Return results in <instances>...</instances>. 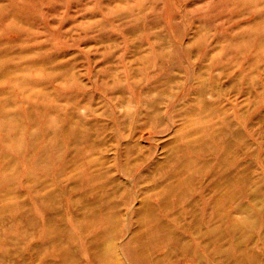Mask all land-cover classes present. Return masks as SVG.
Here are the masks:
<instances>
[{"label":"rangeland","instance_id":"374dc122","mask_svg":"<svg viewBox=\"0 0 264 264\" xmlns=\"http://www.w3.org/2000/svg\"><path fill=\"white\" fill-rule=\"evenodd\" d=\"M248 263L264 0H0V264Z\"/></svg>","mask_w":264,"mask_h":264},{"label":"bare ground","instance_id":"6f19581e","mask_svg":"<svg viewBox=\"0 0 264 264\" xmlns=\"http://www.w3.org/2000/svg\"><path fill=\"white\" fill-rule=\"evenodd\" d=\"M228 153H229V152H228ZM245 180H246V179H245ZM109 220H110V224H111V225H112V223L114 224V222H115V215H113V216H109ZM151 220H152V221H155V220H157V219H155V217L152 216V217H151ZM111 225H110V226H111ZM108 229H109V228H108ZM108 229H107V230H108ZM109 230H110V229H109ZM154 231H155V229H153V231H152L153 234H154ZM146 232H147V231H146ZM146 234H147V233H146ZM146 240H147V239H146ZM232 252H233V250H232ZM242 254H243V253H242ZM232 255H233V254H232ZM239 256H240V254H239ZM230 257H231V256H230ZM230 257H229V258H230ZM236 259H237V258H236ZM238 259H239V258H238ZM233 263H234V262H233ZM248 264H249V263H248Z\"/></svg>","mask_w":264,"mask_h":264}]
</instances>
